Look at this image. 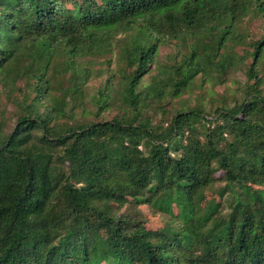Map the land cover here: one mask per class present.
<instances>
[{"label": "trees", "instance_id": "obj_1", "mask_svg": "<svg viewBox=\"0 0 264 264\" xmlns=\"http://www.w3.org/2000/svg\"><path fill=\"white\" fill-rule=\"evenodd\" d=\"M1 95L0 264H264V0H0Z\"/></svg>", "mask_w": 264, "mask_h": 264}, {"label": "rangeland", "instance_id": "obj_2", "mask_svg": "<svg viewBox=\"0 0 264 264\" xmlns=\"http://www.w3.org/2000/svg\"><path fill=\"white\" fill-rule=\"evenodd\" d=\"M259 26L260 25L257 22V20H255V21L248 20L247 24L244 20L243 23L241 24V28H242L241 30L244 33L246 28L249 29L250 27L254 28V27H259ZM245 46H246L245 44L238 45L235 48V51L237 53L242 54L243 49H245ZM227 51L228 52H226V53H225V51L223 52L225 54L222 57V63L224 62L227 65H231L229 62H227V59H226V57L228 56L231 49H227ZM172 53L173 52H172V46L171 45L166 44V45L162 46L161 50H160V62L168 64L170 62V58L172 57ZM245 67H246V64H243L241 66L242 69H245ZM242 69H240V70H242ZM226 71H228V70L226 69ZM244 78H245L244 73L242 71H239V72L233 74L231 80L242 81V80H244ZM230 82L231 81H229V83ZM196 85H197V88L195 90V94H199L201 98H204L207 95V93H206L207 90L209 89L207 83H202V80L200 78H198ZM216 90L218 92L224 91V85L217 86ZM3 98H4V96L1 95L0 101L3 100ZM190 104H191V106H193L195 104V101L191 102ZM1 110H2V108L0 107V111ZM222 175H223L222 173H218L219 177H222ZM207 198H208V200H210V199L214 198V196L209 194L207 196ZM115 208L120 213L127 215L132 220H139V219L145 220L146 226L150 229H153V230H157V229L161 228L164 224V220H163L162 216L153 212V210L146 205L136 207L131 203H127L123 206L115 205Z\"/></svg>", "mask_w": 264, "mask_h": 264}]
</instances>
